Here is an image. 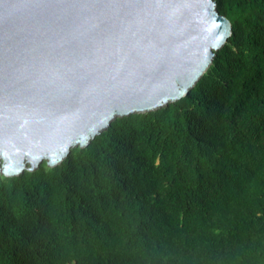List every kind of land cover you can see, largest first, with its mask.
<instances>
[{
  "label": "trees",
  "instance_id": "16d2710c",
  "mask_svg": "<svg viewBox=\"0 0 264 264\" xmlns=\"http://www.w3.org/2000/svg\"><path fill=\"white\" fill-rule=\"evenodd\" d=\"M189 92L55 166L0 174V264H264V0Z\"/></svg>",
  "mask_w": 264,
  "mask_h": 264
},
{
  "label": "water",
  "instance_id": "95a60500",
  "mask_svg": "<svg viewBox=\"0 0 264 264\" xmlns=\"http://www.w3.org/2000/svg\"><path fill=\"white\" fill-rule=\"evenodd\" d=\"M217 1L0 0V174L185 96L231 35Z\"/></svg>",
  "mask_w": 264,
  "mask_h": 264
}]
</instances>
